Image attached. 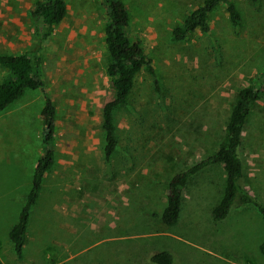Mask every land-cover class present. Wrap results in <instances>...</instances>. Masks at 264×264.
Instances as JSON below:
<instances>
[{"label":"rangeland","instance_id":"374dc122","mask_svg":"<svg viewBox=\"0 0 264 264\" xmlns=\"http://www.w3.org/2000/svg\"><path fill=\"white\" fill-rule=\"evenodd\" d=\"M38 1L0 0V53L31 51L30 9ZM122 1L130 39L151 59L158 89L145 71L135 75L126 104L112 113L116 144L105 159L101 110L112 89L104 12L98 0H64L65 16L39 50L55 107L54 160L19 255L7 233L41 153L42 91L25 89L0 123V136L12 137L20 154L0 162L1 264H143L161 249L174 264H264V223L253 206H235L212 221L225 184L220 164L189 178L174 225L160 219L170 177L217 149L237 92L264 68V0H233L238 26L218 4L207 16L208 31L183 40L171 30L202 0ZM6 74L0 67V81ZM238 154L240 184L264 205V90L245 120Z\"/></svg>","mask_w":264,"mask_h":264},{"label":"trees","instance_id":"16d2710c","mask_svg":"<svg viewBox=\"0 0 264 264\" xmlns=\"http://www.w3.org/2000/svg\"><path fill=\"white\" fill-rule=\"evenodd\" d=\"M105 17L104 48L107 54L105 74L111 84L112 96L104 102L101 110L104 132V157L112 153L116 140L114 137L113 111L127 102L135 75L143 70L148 73L157 90V80L151 59L142 44L131 41L128 34L129 16L127 6L122 0H98ZM257 1V0H251ZM223 4L230 22L238 26L240 16L233 0H202L189 10L179 24L171 30L174 40H183L195 30L208 31V14ZM64 0H39L30 9L33 19L35 44L27 53H0V67L6 70V76L0 81V112L17 100L25 89H40L44 103L40 110L42 123L41 153L38 156L31 178V185L16 222L8 230L7 236L16 255L22 251L26 241V225L29 211L35 204L44 174L54 160L55 107L46 91L41 75L42 59L40 48L51 34L52 29L65 16ZM264 90V68L256 74L254 81L241 88L230 109L221 143L206 157L175 173L166 184V204L160 214L161 222L166 226L176 223L180 212L182 192L186 182L202 168L220 164L225 172V184L222 195L211 209L212 221L217 223L225 219L232 208L238 205H251L260 214L264 223V205H262L241 184L243 166L238 149L241 134L252 104ZM259 253L264 256V241L258 245ZM1 264V262H0ZM143 264H174L173 254L166 249L151 252Z\"/></svg>","mask_w":264,"mask_h":264},{"label":"crops","instance_id":"0c3cea01","mask_svg":"<svg viewBox=\"0 0 264 264\" xmlns=\"http://www.w3.org/2000/svg\"><path fill=\"white\" fill-rule=\"evenodd\" d=\"M13 103V102H12ZM11 103V104H12ZM9 104L6 108H4L1 112H0V123L2 122L1 120L3 119V112H5V110L11 105ZM7 114V113H6ZM12 137H6L5 136H0V162H10L14 159H17V157L20 156L19 152L18 155H14L13 153V145H12ZM18 143V142H17ZM10 155V156H9ZM40 155V154H39ZM38 155V156H39ZM215 165V164H214ZM210 166V165H209ZM34 169V166H33ZM224 188V187H223ZM37 202V199H36ZM35 202V204H36ZM34 204V205H35ZM33 205V206H34ZM32 206V207H33Z\"/></svg>","mask_w":264,"mask_h":264}]
</instances>
